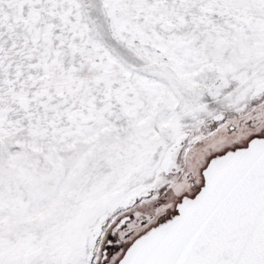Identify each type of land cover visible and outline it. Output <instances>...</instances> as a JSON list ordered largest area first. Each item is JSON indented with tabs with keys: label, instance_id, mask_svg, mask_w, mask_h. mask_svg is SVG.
I'll use <instances>...</instances> for the list:
<instances>
[{
	"label": "snow or ice",
	"instance_id": "obj_1",
	"mask_svg": "<svg viewBox=\"0 0 264 264\" xmlns=\"http://www.w3.org/2000/svg\"><path fill=\"white\" fill-rule=\"evenodd\" d=\"M0 264H264V0H0Z\"/></svg>",
	"mask_w": 264,
	"mask_h": 264
}]
</instances>
